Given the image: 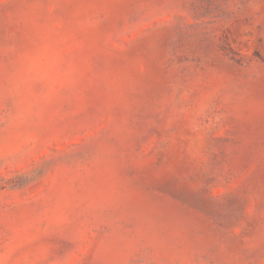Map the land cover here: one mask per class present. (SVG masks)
Returning <instances> with one entry per match:
<instances>
[{
	"label": "rangeland",
	"instance_id": "374dc122",
	"mask_svg": "<svg viewBox=\"0 0 264 264\" xmlns=\"http://www.w3.org/2000/svg\"><path fill=\"white\" fill-rule=\"evenodd\" d=\"M0 264H264V0H0Z\"/></svg>",
	"mask_w": 264,
	"mask_h": 264
}]
</instances>
